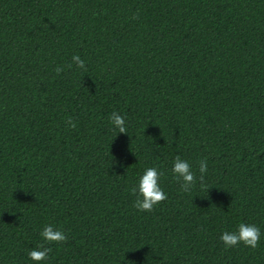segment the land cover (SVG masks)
Masks as SVG:
<instances>
[{
    "label": "trees",
    "instance_id": "obj_1",
    "mask_svg": "<svg viewBox=\"0 0 264 264\" xmlns=\"http://www.w3.org/2000/svg\"><path fill=\"white\" fill-rule=\"evenodd\" d=\"M176 155L208 158L189 191ZM153 165L167 198L139 211ZM241 220L261 240L225 248ZM47 223L40 264H264V0H0V264Z\"/></svg>",
    "mask_w": 264,
    "mask_h": 264
},
{
    "label": "clouds",
    "instance_id": "obj_2",
    "mask_svg": "<svg viewBox=\"0 0 264 264\" xmlns=\"http://www.w3.org/2000/svg\"><path fill=\"white\" fill-rule=\"evenodd\" d=\"M71 62L67 67L71 68L74 64L77 68L86 70L85 60L81 59L79 54L71 56ZM55 71L59 74L64 71V67L58 65ZM109 123L117 133L127 132L126 114L112 111L109 115ZM68 127H75V123L71 118L67 121ZM172 178L179 181L180 188L183 191H189L193 188L197 180H203L204 175L208 171V158L200 157L198 160V173L193 170L188 160L182 159L179 155L172 158L171 161ZM164 176V170L159 166H147L143 171L136 174L134 186L129 191L134 194L133 207L139 211H150L160 201L167 198V193L162 187L161 178ZM261 227L254 223H246L239 221L234 230H223L219 234V240L225 248L234 247L243 244L246 247L256 248L261 240ZM41 240L36 246L29 249L27 257L34 264H40L41 261L47 259L50 247H46L45 243H61L67 240V235L61 227H57L51 223L45 224L39 232Z\"/></svg>",
    "mask_w": 264,
    "mask_h": 264
}]
</instances>
